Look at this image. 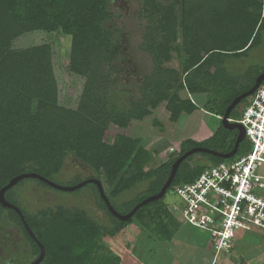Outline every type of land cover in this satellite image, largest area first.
Returning <instances> with one entry per match:
<instances>
[{"label":"trees","instance_id":"16d2710c","mask_svg":"<svg viewBox=\"0 0 264 264\" xmlns=\"http://www.w3.org/2000/svg\"><path fill=\"white\" fill-rule=\"evenodd\" d=\"M111 2L0 0V190L22 174L34 173L53 182L72 159L89 176L78 173L69 183L57 185L70 187L88 179L98 180L113 209L126 215L160 191L171 165L185 152L203 148L226 154L233 149L237 132L219 123L210 138L183 140L167 161L147 170L156 152L124 131L132 121H143L163 103L173 123L182 115H191L198 104L188 95L205 96L202 109L220 120L229 104L251 89L257 76L264 73L263 66L241 65L263 44L264 0H170L165 4L143 0L138 11L145 22L139 49L149 57L151 69L139 82L137 96L131 98L125 111L112 110L107 98L115 81L114 61L120 57L115 33L106 24L113 17ZM31 33L42 36L39 44L20 47V37ZM60 36L70 38L68 48H61ZM173 53L179 59L177 69L166 66ZM64 77L76 91L71 97L63 95ZM246 102L247 98L243 99L240 107ZM239 116V109L234 108L229 119ZM111 128L114 134L109 139ZM249 150L243 141L234 158ZM195 157L199 158L193 161ZM230 160L206 153L190 155L180 163L169 190L192 183L205 169ZM26 180L34 181L38 188L59 190L37 179H23L4 193L44 249L39 264H139L133 249L119 257L102 243L115 240L127 229L138 233L151 226L167 240L173 236L171 229L176 231L181 226L196 246L211 247L199 229L179 222L163 201L164 196L121 221L107 211L95 185L69 193L79 194L89 186L96 206L108 218V223L102 224L75 206L25 212L16 189ZM5 223L16 226L29 249L28 262L16 256L6 263L34 262L40 253L38 245L19 215L0 205V226Z\"/></svg>","mask_w":264,"mask_h":264},{"label":"rangeland","instance_id":"374dc122","mask_svg":"<svg viewBox=\"0 0 264 264\" xmlns=\"http://www.w3.org/2000/svg\"><path fill=\"white\" fill-rule=\"evenodd\" d=\"M143 0H112L110 8L113 17L108 21L107 27L114 31V42L119 48V58L114 61L115 81L113 89L108 92V104L112 110L125 111L131 98L137 96V86L141 79L149 73L151 69L149 57L142 53L139 44L142 40L144 20L139 18L138 11ZM168 3L170 0H158ZM42 36L40 34H27L20 37L18 44L20 47H29L39 44ZM29 40L30 44H26ZM61 48H68L70 38L59 37ZM64 59V58H63ZM62 61V59H61ZM64 61V60H63ZM241 65L244 67L258 65L264 67V40L260 48L251 51L248 59ZM177 69L179 59L173 53V60L166 65ZM240 70V69H237ZM69 78L64 77L63 95H75L76 91L69 84ZM78 89V87H76ZM74 91V92H73ZM185 95V93L183 94ZM190 98L198 104V109L191 115H182L176 123L169 120V114L165 110V103L161 104L149 117L143 121H132L124 133L133 139H141L146 142V148L155 153L153 159L148 164V169H153L167 161L170 154L178 151L180 143L185 139L201 142L211 137L213 130L221 123L215 115L204 114L201 110L205 101V96L196 95ZM154 122H158L155 125ZM109 132L108 138L112 137L114 128ZM199 157H195L193 161ZM79 164L67 160L61 175L54 178L56 184H67L73 177L80 173L83 177L89 174L87 171L77 170ZM53 181V182H54ZM54 182V183H55ZM32 180L24 181L16 189V198L23 210L27 213H34L39 209L54 206L80 207L85 209L91 217L102 224L108 223V218L104 212L96 206L93 191L85 188L79 194H67L36 187ZM104 188H106L104 186ZM163 201L179 220V213L173 212L176 208H181L183 202L178 198L174 190H168ZM6 215V213H4ZM183 229V228H182ZM259 228H252L249 232H243L244 239H236L233 242L231 252L227 254L221 252L214 260L211 247L202 248L196 246L192 239L188 238L181 226L176 231L171 229L173 236L170 240L157 235L154 226L148 230H140L138 233L131 229L124 231L122 235L113 241H104L102 244L114 256L121 257L125 251L133 249L139 264H257L254 256L264 252V231ZM200 236L209 238L208 234L198 230ZM243 235V236H244ZM258 241V245H250ZM0 264H7L8 258L17 259L16 256L24 257L23 262L29 261V249L21 237L20 231L13 224H1L0 226ZM15 255V256H14ZM14 256V257H13ZM3 258V259H2ZM20 258V257H18ZM2 260L5 262L2 263Z\"/></svg>","mask_w":264,"mask_h":264},{"label":"built area","instance_id":"2783aa9c","mask_svg":"<svg viewBox=\"0 0 264 264\" xmlns=\"http://www.w3.org/2000/svg\"><path fill=\"white\" fill-rule=\"evenodd\" d=\"M249 152L205 169L192 183L173 188L175 208L189 226L208 232L214 260L252 228L264 230V84L242 106L237 120Z\"/></svg>","mask_w":264,"mask_h":264},{"label":"water","instance_id":"95a60500","mask_svg":"<svg viewBox=\"0 0 264 264\" xmlns=\"http://www.w3.org/2000/svg\"><path fill=\"white\" fill-rule=\"evenodd\" d=\"M263 81H264V73H261L255 79V82H254V85L252 86V88L249 89L248 91L244 92L240 96L236 97L229 104V106L226 108L225 113L220 118L221 119V125L223 126L224 129L229 130V131H234L235 130L237 132L236 139H235V143H234V147H233V149L229 153L219 154V153L210 151L208 149H203V148H193V149L185 152L182 156H180L179 158H177L175 160V162L171 165L168 178L165 181L164 185L161 187L160 191L156 195L150 196V197L144 199L143 201H141L138 205H136L133 208V210L131 212H129L126 215H120V214H118L113 209L112 205L110 204V202L108 201V199L106 198V196L104 194V191H103L101 182L98 181V180H95V179H88V180H85L83 182L78 183L75 186H70V187L57 185L56 183H54L52 181H49V180H46L43 177H41V176H39L37 174H34V173H31V174H22V175L16 176L12 180H10L9 183L0 190V205L2 207L10 208V209L14 210L19 215L20 220L22 221V224H23L24 228L26 229L27 233L34 240V242H36V244L38 245V247L40 249L39 256L31 264H39L42 261L43 256H44V249L39 244V242L36 240V238L34 237L33 233L29 230V228H28V226H27V224H26V222H25V220H24V218H23L20 210L17 207L13 206L12 204H10L9 202H7L5 200L4 193L7 190H9L12 187H14L19 181H21L23 179H37V180L45 183L46 185H48L52 189H56V190H59V191H62V192H66V193L74 192L75 190L81 189L83 186H85L87 184H93V185L96 186V188L98 190V193L100 195V198L103 200L107 211L112 216H114L115 218H117L118 220L127 221V220H129L133 216V214L135 213V211L137 209H139L140 207H142V206H144V205H146V204H148L150 202L158 201V200H160V199L163 198V196L169 190V188H170V186H171V184L173 182L174 176H175V174L177 172V169H178L180 163L185 158H187L188 156L194 155V154H199V153H206L208 155L215 156V157H219V158H222V159H231V158H233L236 155V152H237V149H238L239 145L244 141V130H243V128H242L241 125L236 124V123H231V122L228 121L229 114H230L231 110L234 109L236 106H238L243 99L248 98L249 96H251L254 93V91L256 90V88Z\"/></svg>","mask_w":264,"mask_h":264},{"label":"crops","instance_id":"0c3cea01","mask_svg":"<svg viewBox=\"0 0 264 264\" xmlns=\"http://www.w3.org/2000/svg\"><path fill=\"white\" fill-rule=\"evenodd\" d=\"M188 97L190 98L189 95H188ZM249 98H250V96L247 98V101L249 100ZM201 110L203 111L204 114H207V112L204 111L202 108H201ZM259 231H264V230H259ZM243 235L244 234H240L237 239H240V238L244 239L245 235L244 236ZM252 242L253 241L250 239V245H258V241H256V243H252ZM254 260L258 262L257 264H264V252H260L259 254H256L254 256Z\"/></svg>","mask_w":264,"mask_h":264},{"label":"flooded vegetation","instance_id":"af4514ba","mask_svg":"<svg viewBox=\"0 0 264 264\" xmlns=\"http://www.w3.org/2000/svg\"><path fill=\"white\" fill-rule=\"evenodd\" d=\"M242 106H243V105H242ZM242 106L240 107V105H238V106H236L235 108H236V109H239V111H240L241 108H242ZM237 150H238V149H237ZM236 153H237V152H236ZM224 154H225V153H224ZM235 156H236V155H235ZM235 156H234V157H235ZM234 157H233V158H234ZM68 160H72V159H68ZM227 160H228V159H227ZM195 161H196V160H195ZM76 167H77V170H80V168H81L80 165H78V166H76ZM81 171H83V170H81ZM86 176L88 177L89 174H87ZM2 259H3V258H2Z\"/></svg>","mask_w":264,"mask_h":264}]
</instances>
